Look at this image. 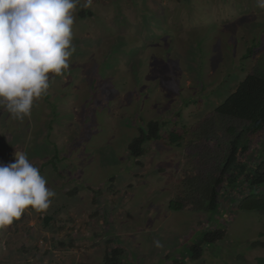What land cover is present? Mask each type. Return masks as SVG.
<instances>
[{
  "label": "rangeland",
  "instance_id": "obj_1",
  "mask_svg": "<svg viewBox=\"0 0 264 264\" xmlns=\"http://www.w3.org/2000/svg\"><path fill=\"white\" fill-rule=\"evenodd\" d=\"M86 2L74 13L69 69L50 78L31 117L0 108V163L26 153L56 193L47 210L29 207L0 229V264H98L118 246L135 264H260L264 217L238 206L248 189L230 187L219 210L200 212L190 204L196 181L183 175L189 130L264 62V8L256 0ZM153 120L161 138L133 156L130 142ZM252 147L254 162L264 139ZM171 200L185 203L174 210ZM214 230L224 237L194 259L191 245Z\"/></svg>",
  "mask_w": 264,
  "mask_h": 264
},
{
  "label": "clouds",
  "instance_id": "obj_2",
  "mask_svg": "<svg viewBox=\"0 0 264 264\" xmlns=\"http://www.w3.org/2000/svg\"><path fill=\"white\" fill-rule=\"evenodd\" d=\"M79 0H0V108L13 119L31 117L34 102L47 95L50 78L69 69L74 13ZM87 0L85 7L91 5ZM264 8V0H256ZM26 153L0 163V229L26 209L47 210L56 193ZM248 191V190H247ZM249 192V191H248ZM157 248L163 244L156 240Z\"/></svg>",
  "mask_w": 264,
  "mask_h": 264
},
{
  "label": "trees",
  "instance_id": "obj_3",
  "mask_svg": "<svg viewBox=\"0 0 264 264\" xmlns=\"http://www.w3.org/2000/svg\"><path fill=\"white\" fill-rule=\"evenodd\" d=\"M251 54L253 48L246 55ZM161 125V121L153 120L146 130L141 129L129 144L133 156H140L149 140L161 138ZM189 131L188 154L191 162L183 177L186 182L196 181L192 189L197 196L190 202L193 209L200 212L219 210L222 193L243 184L249 193L241 195L238 206L257 211L259 216L264 217V156L253 154L258 160L252 162L250 154L255 140L264 139V62L249 72L220 105ZM181 138L178 131L171 132L172 143ZM184 203L171 200L169 207L180 210ZM51 220L47 216L45 224ZM223 237V230L208 232L201 241L191 245L194 250L192 257L200 258L203 244L215 243ZM123 251L119 246L110 249L98 264H135L124 259ZM258 262L264 264V256L259 257Z\"/></svg>",
  "mask_w": 264,
  "mask_h": 264
},
{
  "label": "built area",
  "instance_id": "obj_4",
  "mask_svg": "<svg viewBox=\"0 0 264 264\" xmlns=\"http://www.w3.org/2000/svg\"><path fill=\"white\" fill-rule=\"evenodd\" d=\"M41 243H43V240H40Z\"/></svg>",
  "mask_w": 264,
  "mask_h": 264
}]
</instances>
